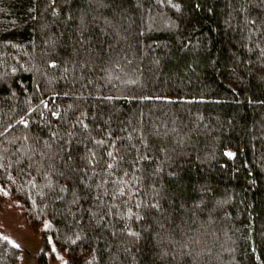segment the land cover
<instances>
[{
    "label": "trees",
    "instance_id": "obj_1",
    "mask_svg": "<svg viewBox=\"0 0 264 264\" xmlns=\"http://www.w3.org/2000/svg\"><path fill=\"white\" fill-rule=\"evenodd\" d=\"M6 201L39 264H264V0H0Z\"/></svg>",
    "mask_w": 264,
    "mask_h": 264
},
{
    "label": "rangeland",
    "instance_id": "obj_2",
    "mask_svg": "<svg viewBox=\"0 0 264 264\" xmlns=\"http://www.w3.org/2000/svg\"><path fill=\"white\" fill-rule=\"evenodd\" d=\"M113 94L126 96L128 93L120 90ZM0 234L21 249L18 264H39L38 255L43 248L42 236L28 229L13 201L0 203ZM43 263L63 264L64 256L57 248L52 247L51 251H45Z\"/></svg>",
    "mask_w": 264,
    "mask_h": 264
}]
</instances>
